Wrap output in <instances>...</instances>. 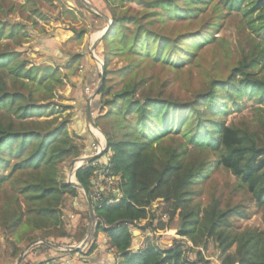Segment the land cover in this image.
I'll return each mask as SVG.
<instances>
[{
  "label": "trees",
  "instance_id": "trees-1",
  "mask_svg": "<svg viewBox=\"0 0 264 264\" xmlns=\"http://www.w3.org/2000/svg\"><path fill=\"white\" fill-rule=\"evenodd\" d=\"M5 4L9 7L0 17V233L12 242L11 257L17 259L20 245L36 241L37 233L53 244L69 237L65 226L75 221L65 220L63 206L67 197L78 200L79 195L63 182L61 167L90 153L82 141L90 145L94 140L88 130L80 137L70 132L75 112L63 115L73 107L55 101L68 76L56 62L37 64L22 58L20 48L33 38L34 24L12 21L18 4L0 0V10ZM105 4L112 25L102 40L104 82L92 111H98L96 124L107 138L112 174L120 178L122 196L114 204L95 207L104 226L97 224L87 256L98 249L97 239L103 233L117 264H211L202 250L197 251L198 262L187 259L188 248L182 243L164 248L150 241L143 248H133L140 240L132 229L142 221H148L152 232H159L178 218V235L193 246L188 251L208 250L214 241L217 264H264V228L238 231L233 227V220L245 216L242 206L223 210L213 198L204 208L198 201L204 184L225 170L251 195L264 224V114L256 131L226 123L245 98L264 106V0H106ZM21 8L47 19L34 3ZM232 17L240 19L241 29L225 77L219 75L218 60L225 59L226 51L217 36L219 22ZM89 25L95 30L106 27L97 16L90 17ZM72 31L77 40L86 34ZM211 44L215 45L212 58L203 57ZM85 54H71L65 69L70 71L76 63L80 67ZM114 60L127 63L114 71ZM203 62L212 66L204 72L208 84L188 102L179 103L164 93L170 81L157 89L155 78L144 77L145 65L161 64L182 73L186 67L201 68ZM94 71L91 81L82 79L83 102L89 98L86 91L101 79L100 72ZM113 75L122 80L121 88L109 85ZM102 118L114 122L111 132ZM94 171L89 167L76 173L89 193ZM85 212L89 215L87 203ZM33 250L32 264L63 260L62 254L48 257L45 244ZM9 260L5 264H12ZM0 264L4 263L0 260Z\"/></svg>",
  "mask_w": 264,
  "mask_h": 264
},
{
  "label": "rangeland",
  "instance_id": "rangeland-1",
  "mask_svg": "<svg viewBox=\"0 0 264 264\" xmlns=\"http://www.w3.org/2000/svg\"><path fill=\"white\" fill-rule=\"evenodd\" d=\"M7 1H11V0H7ZM13 1L17 2L18 9L15 14L10 16V19L12 21L15 20L21 21L31 26H33L34 24L33 38H31V40L28 41L24 47L20 48L22 49V51H24L22 58L29 59L37 64L40 63L42 64L48 61H52L49 62L50 64L56 62L62 67L61 70L64 73V75H66V77L68 76V79L67 78L64 79V87L57 91V95H56L57 97L55 99L56 102L64 106L73 107V110L66 111L64 113L63 116L66 117L68 113L75 112L74 107L76 106V102H73L71 99H73L72 97H75L77 99L79 95L78 94L79 92H76L74 89L76 88L75 86L77 85L76 82L78 78L81 77V74L83 73V70L87 65V62L84 63L85 61L80 63L81 64L80 67L79 64L77 63L71 64L72 69L69 71V69L68 70L65 69L69 65L68 57L71 54H76V53L82 54V52H84V54L86 53L85 57L88 59V64L90 68L93 67L96 69L97 73L100 72L101 70L97 62L93 59L90 48L93 45L94 41H96V39H98L101 36V34L103 33L102 30L105 29L106 27H103L100 30H95L90 27L89 25L90 17L91 18L93 16H97L99 18L101 17L96 15L94 12L90 11L82 0H31V3L25 2L23 0H13ZM87 1L91 3L101 13L110 16V13L108 12L105 4L106 0H87ZM33 3L44 14V16L47 18L46 20H43L39 16L32 15L29 9L26 11L23 8H21V5H26V7L29 8ZM8 7L9 6L5 4V6H3L4 9L0 10L1 18L4 17L3 13L4 12L6 13ZM67 10L72 12L73 15L67 13L66 12ZM219 25H221V27L219 29V34L217 37H219V39L222 40L223 50L226 52L224 53L225 59L219 58L218 60L219 62L218 71H219V75L226 77L229 74L227 70V66L229 62L232 61L233 56L236 53V44L239 38L238 31H240L241 29V21L239 18L232 17L228 20L225 19L221 20L219 22ZM72 29H75L76 31L86 32L84 38L81 40H77L75 37V32H73ZM99 33L100 35L98 36ZM101 42L95 49V56L98 57L101 61H103L105 44L104 42L102 43ZM214 46H215L214 44L209 45L207 49L203 52L204 53L203 57L212 58ZM56 51H59L60 54L57 55ZM49 57H51L52 59H48ZM126 63L127 62L123 60H114L111 69L117 71L118 69L124 67ZM201 64H202L201 68L196 66H192L189 68L186 67L184 72L182 73H174L173 70L166 68L161 64L149 65V66L145 65V69L143 70L144 77L151 76L152 78H155L157 89H162V84L164 81L166 80L170 81V85L164 86V93L168 96H171L174 100H176L179 103L188 102L191 101L197 93L204 90L205 86H207L208 84V81L205 79L206 76L205 73H206V69L210 71V69H212V66H209L207 62H203ZM74 71L77 74L70 75V73L72 74ZM70 81H72V83ZM121 81L122 80L117 75L110 76L108 80L109 85L111 86L116 85L115 89L121 88L120 87L121 85H119V83H122ZM99 82L100 81L93 84V86L86 91V96L88 95L89 97L94 94V91L97 89ZM80 99H82V96ZM96 100H100V96L96 95L93 101L95 102ZM243 100L244 101L241 109L240 110L233 109L229 117L227 118L226 123L247 126L250 128L251 131H256L259 127L258 119H260V115L262 116L264 114V106H259L257 103L253 101H249L246 98ZM81 103H82L81 112L86 113L85 108L87 107L86 104L88 103V101ZM97 113L98 111L96 112L94 111L93 113L95 121H96V117H98L99 115ZM101 123L104 127H106L109 130V132H111V128L114 122L112 121L107 122V120L102 118ZM87 130L89 131L88 127L84 131L87 132ZM92 130L98 131L99 135L102 137L103 141L105 142V135L103 134L101 129L99 131L98 129L92 128ZM89 133L94 140L95 137L93 135L94 134L93 131H92L93 134L90 131ZM82 142L86 144L85 147L87 148L89 147V149L91 148L92 144L89 145L87 140H84ZM81 161L84 162L85 160H81ZM66 164L67 163H65L61 167V176L63 182L68 183L71 180L70 179L68 180L66 175L67 174ZM73 181H75L76 183L78 182L77 179ZM202 189L203 192L201 197L198 198V201L201 202L204 208L207 207L209 204H211L212 199L215 198L218 201H220L221 208L223 210H225L227 207H234V206H242L245 209V216L236 218L232 222L235 230L238 231H243L246 229L262 230L264 228L262 212L256 208V205L254 204L251 195L245 192L243 189L239 188V181L231 173L225 170H219L212 176L211 180H209L208 183L204 184ZM75 190L78 192L79 195L78 200L81 201L83 205L80 208L75 207L73 203L77 202L78 200L69 196L67 197L66 202L63 206V212L66 215L65 220L67 221L68 219H70L75 221L74 224L72 222L69 223L66 222L67 224L65 226V230L68 233L69 237L65 239L59 238L57 241L58 243L69 242L68 244L70 245H66V246H77L81 244L86 234L84 238L81 241H79L78 238L80 237V233L84 232V230L86 229L88 230L89 222H90V217L89 215L86 216V212H85L86 203H87L85 195L82 192L78 191L77 189ZM153 208H157L156 203L153 204ZM158 215H162L161 211H159ZM99 222L100 221H98L97 224ZM75 225L76 227L73 228ZM147 225H148V221H142L138 227H134L132 229L133 234L135 233L137 236L136 238H139L140 240L139 247L143 248L148 244V242L151 241V242H155L156 245H159L164 248L173 247L177 243L184 244L188 248V250L191 247L193 248L192 243L189 240L181 238L178 235L179 232L178 218H176L175 221L170 225L169 229L164 231L152 232L151 228H147L149 227ZM2 237L4 236L0 233L1 263L5 264L7 260L10 259L9 260L10 263L15 264L19 257L17 259L11 257V253L14 252V248L11 246L12 242L7 239H3ZM37 240L44 241L43 239H41V237L40 239L37 238ZM93 240H94V236L92 237L91 241L80 251L81 253H83L82 255L86 257L85 259L88 262L90 261L89 259L90 256H87V252L89 251L90 246L93 243ZM106 242H108V238L103 233H100L97 239V244L98 246L101 245V247L102 246L104 247L103 250L104 253H101L100 252L101 250L99 248L96 249L91 256H96L97 258L104 256V254H106V251H108L107 249L108 245ZM28 245L29 244L20 245L21 253ZM42 245L43 244H39L37 246H34V248H31L29 252L26 254L25 258L23 259L24 262L22 264L34 263L36 261L34 259L35 258L34 256L36 254L34 255L35 250L32 251V249L39 248ZM136 245H138V243ZM188 250L186 251L185 257L190 261L198 262L197 251L202 250L205 261H209L211 262V264L218 263L217 255L219 254V252L217 250V246L214 241H211L208 250H203L200 248L199 249L194 248V251H188ZM64 253L74 256V252L72 251H67ZM113 253L116 255L115 252ZM116 258L118 257L116 256ZM76 261L77 264H81L80 260H76Z\"/></svg>",
  "mask_w": 264,
  "mask_h": 264
},
{
  "label": "water",
  "instance_id": "water-1",
  "mask_svg": "<svg viewBox=\"0 0 264 264\" xmlns=\"http://www.w3.org/2000/svg\"><path fill=\"white\" fill-rule=\"evenodd\" d=\"M83 3L86 5V7L89 8L90 11L94 12L96 15L100 16L103 21L106 23V28L102 30V34L101 36L96 39V41H94L93 45L91 46L90 50H91V54L93 56V59L97 62V64L100 67V74H101V79L100 82L97 86V89L94 91V94L92 96L89 97L88 99V103H87V107H86V120H87V127L89 128V131L92 133V128L98 129L100 131V129L97 127L95 118L93 116V111H92V104H93V100L95 98L96 95H98L99 90L104 82V63L95 56V49L97 48V46L99 45V43L104 39V37L109 33V31L111 30V25H112V20L109 16H107L104 13H101L100 11H98L91 3H89L87 0H82ZM93 134V133H92ZM105 141H106V145L108 148V141L107 138L105 137ZM96 159V157H89L87 159V163H92L94 160ZM76 160V159H75ZM75 160H73L70 164L69 167V171L73 170L74 167V162ZM77 171L74 172V174L76 175ZM68 185H70L71 187L77 189L78 191L82 192L85 195L86 198V202H87V206H88V211H89V217H90V222H89V227L86 233V236L84 238V240L82 241L81 244L77 245V246H62L61 248H63V250L65 251H72V252H79L81 251V249L83 247H85L92 239V237L95 234V227L97 225V222L100 221L102 223V225L104 226V221L102 220V218L98 215H96L95 213V206L93 204L92 201V197H91V193H89L80 183H73L71 181H69L67 183ZM39 244H50L47 241H42V240H36L32 243H30L21 253V255L19 256V258L17 259V262L15 264H20L22 262V260L24 259V257L26 256V254L29 252V250L34 247L37 246Z\"/></svg>",
  "mask_w": 264,
  "mask_h": 264
},
{
  "label": "built area",
  "instance_id": "built-area-1",
  "mask_svg": "<svg viewBox=\"0 0 264 264\" xmlns=\"http://www.w3.org/2000/svg\"><path fill=\"white\" fill-rule=\"evenodd\" d=\"M105 142L103 143L99 139L95 138L91 148L89 149L90 153H82L78 158H76V160L73 159L75 160V162L77 160H85L81 166L77 167L76 169L74 168V172L89 167L95 168L94 177L92 180L93 188L91 192V197L94 206H98L99 208H101L105 203L107 205L114 204L115 202H117L118 198L122 196L118 192V183L120 182V178L112 174L111 157ZM89 157H96V159L92 163H87V159ZM73 160L67 162L66 164V175L68 180L71 172L69 171V167ZM73 175V177L76 179V175ZM139 248L141 247H138V249ZM43 264L68 263L63 260H59Z\"/></svg>",
  "mask_w": 264,
  "mask_h": 264
},
{
  "label": "crops",
  "instance_id": "crops-1",
  "mask_svg": "<svg viewBox=\"0 0 264 264\" xmlns=\"http://www.w3.org/2000/svg\"><path fill=\"white\" fill-rule=\"evenodd\" d=\"M99 35H100V33L98 34V36ZM82 54H83V52H82ZM83 61H85L84 63L87 62V65L84 69V72L81 74V77H79L80 79L78 78V80L76 82L77 85L75 86L76 88L74 90L76 92H79L78 93L79 95H78L77 99L75 97H72L73 99H71L73 102H76V106H75V116L72 118L70 125H69L70 132L72 134L77 135L78 137H80L81 134L83 132H85L84 130H86V128H87L86 127L87 126L86 113L81 112L82 111L81 110L82 109V103L81 102H83V101L80 98L84 94V86L82 87L81 82H82L83 77H86L87 82H89L92 80V77L95 75L94 68L93 67L90 68V66L88 64V59L85 58ZM70 82L72 83V81H70ZM73 173L74 172L72 171V174H70V176H72V179L75 180L73 178ZM73 204L77 208L82 207V205L78 201L73 203ZM36 236L38 239H40V237H41L40 233H37ZM139 243H138V245H135L133 248L138 249ZM45 245H47L49 247V250L46 251V254L48 257H55V259H56L57 256L62 254L63 256L61 258H63V261L67 262L68 264H77L76 260H80L81 264H117L116 255L112 251H106V254H104V256H102L100 258H97L96 256H90V258H89L90 261L88 262L85 259L86 257H84L82 255H74L73 256V255L64 253V252H67V251L63 250V248H61L62 246H66L64 243H62V244L61 243H55V244L50 243L49 245L48 244H45ZM99 248L101 250L100 252L104 253L103 252L104 247L103 246L101 247V245H100L98 247V249Z\"/></svg>",
  "mask_w": 264,
  "mask_h": 264
},
{
  "label": "bare ground",
  "instance_id": "bare-ground-1",
  "mask_svg": "<svg viewBox=\"0 0 264 264\" xmlns=\"http://www.w3.org/2000/svg\"><path fill=\"white\" fill-rule=\"evenodd\" d=\"M92 131H93V133H94V134H93L94 137L97 138V139H99L101 142L104 143L102 137L99 135V132H98V131H94V130H92ZM82 164H83V162H82L81 160H77V161L74 163V167H73V170H72V171H74V168H77V167L81 166ZM70 174H72V172H71ZM69 179L71 180V182H73V183L76 184V182L73 181L72 176H70Z\"/></svg>",
  "mask_w": 264,
  "mask_h": 264
}]
</instances>
